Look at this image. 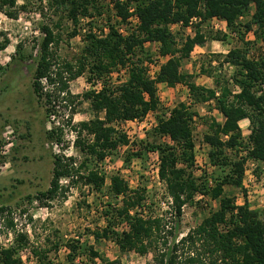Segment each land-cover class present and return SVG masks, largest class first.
Returning a JSON list of instances; mask_svg holds the SVG:
<instances>
[{"label":"trees","instance_id":"16d2710c","mask_svg":"<svg viewBox=\"0 0 264 264\" xmlns=\"http://www.w3.org/2000/svg\"><path fill=\"white\" fill-rule=\"evenodd\" d=\"M95 2L54 1L67 10L75 24L79 22V15L93 18L90 8H96ZM131 5L135 6L140 18L138 28L126 36L112 25L107 33L103 29L101 33L90 31L78 62L57 57L53 47L58 42L57 34L48 24L41 27L43 35L38 39L36 55L28 56L37 64L32 85L38 100L46 106L47 117L55 114L57 106L68 112L66 123L48 129L47 138L64 147V131L68 128L75 134L73 146L83 156L79 160L80 156L54 154L50 187L39 191L35 198L47 204L59 195L65 196L79 183L103 194L107 190L109 199L100 212L104 225L97 223L87 228L86 235L69 239L55 230L54 240L49 243L47 240L45 244L32 243L28 233L18 231L11 244L0 242V264H26L21 254L24 249L31 250L37 264H63L57 257L63 246L68 250L66 257L70 264L83 257L96 264L100 253L90 244L91 236L96 242L113 240L122 252L151 253L152 261L145 264H264V208H251L248 201L239 205L225 195L224 189L226 184L242 186L245 173L246 158L230 161L228 150L239 151L241 147L252 146L249 156L264 164V0H116L114 15L126 21ZM17 8L25 9L26 5L19 7L18 0H0V10L9 17H18ZM195 16L201 20L196 23L194 35L179 41L170 25L189 26ZM242 16H247V21H240ZM214 17L225 20L241 38L243 46L232 47L221 55L216 67L220 70L216 74L213 70H204L214 78V87H206L196 82V73L183 72L182 65L196 45H203L208 39H227L228 35L220 31L207 34L202 30L201 25L210 24ZM254 26L255 34L263 41L262 47L245 40L244 35ZM148 42H158L159 55L166 58L155 79L149 77L143 64L145 60L151 61L145 49ZM8 44V38L0 40V50ZM16 50L18 57L14 58L24 62L27 56L22 52L21 43ZM225 65L233 68L231 74L221 70ZM118 67H128V78L112 83L110 74ZM85 72L89 82L100 85L98 89L83 93L95 116L75 123L74 115L82 101L79 94L72 92L71 82ZM161 81L171 87L186 85L190 101L178 102L169 116L166 113L158 116L153 133L164 141L131 142L118 125L143 119L149 112L161 108L157 90ZM207 102H213L224 116L223 122L214 117L207 121L208 130L203 138L211 146L210 162L229 166V171L221 178L213 176V186H208V179L199 182V177L189 170L195 164V123L200 116L195 106ZM244 118L250 120L251 126L245 144L239 124ZM130 143L133 147L125 159L128 166L133 156L143 157L149 152L159 154V176L171 199L169 209H163L160 202L151 199L146 187L132 188L120 174L108 177L99 168L108 156ZM89 161H95V166L90 167ZM63 179L67 182L63 183ZM199 192L219 199V207L211 210L196 227L181 234L178 228L183 207ZM6 212L12 213L11 206L1 204L0 216L5 217ZM4 221L8 227L15 228L13 217H6ZM105 264L122 262L106 260Z\"/></svg>","mask_w":264,"mask_h":264},{"label":"rangeland","instance_id":"374dc122","mask_svg":"<svg viewBox=\"0 0 264 264\" xmlns=\"http://www.w3.org/2000/svg\"><path fill=\"white\" fill-rule=\"evenodd\" d=\"M54 1L18 0V6L26 5V8L19 10L17 8L19 11L17 18L9 17L0 10V40L9 39L8 46L0 50V66L2 67L0 68V205H9L12 210L10 215L6 212L5 217L0 216V242L3 245L11 244L18 231L28 233L32 243L45 244L47 240L48 243L54 240L55 230H59L64 239H69L78 237V235H86L87 228H93L97 223L104 225L100 212L103 204L109 199L106 196L108 195L107 190L103 194L89 185L79 183L71 187L65 196L59 195L54 200L47 201V204H42L35 198L39 191L50 187L54 154L80 156L79 160L83 158L73 146L75 134L68 128H65L64 131L66 140L64 147L47 138L46 131L48 129L66 123L68 112L65 108L57 106L55 114L47 117L46 106L38 100L34 93L32 84L37 64L34 59L28 56L36 55L38 39L43 35L41 27L43 24H48L54 28L58 38V42L53 46L57 57L75 63L79 61L84 52L85 37L90 31L99 33L107 25L116 28L118 24L114 15L115 7H111L110 0H96V8H90L93 18H79L78 24L68 17L64 7L58 6ZM79 17L82 16L79 15ZM247 19V16L240 17L242 22ZM211 26V23H206L201 25V28L207 34L220 31L211 28ZM170 28L177 39L182 41L185 36L194 35L197 24H194L191 29L182 27L180 24H171ZM255 28L254 26L251 31L246 32L245 40L254 43L256 47H262L263 41L255 34ZM224 34L226 33L224 32ZM228 37L226 46L217 42L213 43L208 39L204 52L199 48L193 50L191 57L183 60L182 71L196 73L195 80L199 84L207 85L209 83L208 74L204 70H213L215 74L220 70L216 67L223 55L221 51L237 45L243 46L241 38L236 32L234 35L231 29ZM20 43L22 52L27 56L24 62L14 58L17 55V45ZM158 47L156 43H147L145 49L146 52H149L151 61H156L161 65ZM151 61L145 60L144 66ZM127 68L114 69L110 74L111 82L119 83L127 79L129 74ZM221 70L228 75L232 73L233 68L225 65ZM45 86L48 87L46 84ZM99 87V84L89 82L87 72L71 82L72 92L79 94V99L82 101L74 115L75 123L95 116L90 102L84 98L83 93ZM157 90L159 98L170 96V101L174 103L190 100L187 88H182V85L178 90H168V84L161 81L157 84ZM166 98H163V102L160 98L161 108L158 111H152L156 113L157 118L160 114L167 113L170 108L164 103ZM195 109L201 115L195 123V139L198 150L197 156L195 154V164L189 170L199 177V182L208 179V186H213V176L221 178L229 171V166L213 165L209 158L211 147L204 148L202 145L203 135L208 130L207 121L209 122L211 116L213 117L211 114L213 111L210 110L209 105L203 104L195 106ZM150 118L152 117H148V119L144 117L145 120L141 124L122 122L118 127L131 142L144 140L156 143L164 141L165 139L158 138L153 133V129L149 126ZM244 130L246 133L249 132L246 128ZM250 134L243 136L244 144L247 143L245 139ZM132 147V143L121 146L112 156H108L101 162L99 168L106 172L108 177L114 173L120 174L129 181L132 188L139 185L146 187L151 199L160 202L163 209H169L168 205L171 199L167 196L166 184L156 176V168L158 163L160 164L159 154L149 152L143 157L133 156L128 166L125 159ZM228 153L230 161L241 159L238 151L228 150ZM246 162L247 158L245 164ZM89 166L94 167L95 161H89ZM253 173L257 178L255 181L253 179L248 182L252 190L250 193L247 188H244V184L242 186L226 184L224 186L225 195L232 197L239 205L248 201L251 208H264V185L262 182L264 164L262 161L259 160ZM244 180H248L246 171L243 182ZM62 181L63 183L67 182L66 179ZM28 195H31L32 198L28 199ZM200 195L202 193H197L194 199L183 207V215L178 228L181 234L196 227L209 215L211 210L219 207V199L214 200L208 194H204V197L201 198ZM9 216L13 217L16 223L14 229L8 227L4 221V218ZM89 240L90 244H93L100 253L96 264H105L106 260H120L122 264H145L152 261L151 253L140 255L135 251L122 252L111 239L96 242L91 236ZM67 251V248L63 246L57 255L63 264H70L66 257ZM21 254L26 264H37L30 249H24ZM75 264L92 263L87 261V257H83Z\"/></svg>","mask_w":264,"mask_h":264},{"label":"built area","instance_id":"2783aa9c","mask_svg":"<svg viewBox=\"0 0 264 264\" xmlns=\"http://www.w3.org/2000/svg\"><path fill=\"white\" fill-rule=\"evenodd\" d=\"M116 0H110L111 2V7L114 8V3H115ZM123 1V0H121ZM128 12L130 13V15L128 16L127 20L126 21H122L120 17L116 16L117 18V27L116 29L118 30L119 33H121L123 36H126V35H129L133 30L137 29L138 28V25L140 24V18H139V15L137 14L136 12V8L134 5H131L128 7ZM87 17V16H86ZM80 19H83L85 17H79ZM201 18L200 17H193L190 21V24L189 26H186L188 29L196 24L198 21H200ZM224 20L218 18V17H214L212 18L211 20V25L212 27L215 29V30H220L222 29L221 27V23L223 22ZM176 24H180V26H182V23H176ZM172 25H175V24H172ZM110 29V26H105L104 28V31L105 33H107ZM101 33V31L99 32ZM234 35H235V32H234ZM148 43H151V42H148ZM155 43V42H154ZM159 46V45H158ZM158 52H159V47H158ZM160 57V55H159ZM147 73L149 75V77L151 79H155L159 73V70H160V64L157 63L156 61H153V62H150L148 63L147 65ZM263 88H264V85H263ZM170 111L171 110H168V112L166 113V116H169L170 115ZM148 117H152L150 118V128L153 129L157 126V123H158V120H157V117H156V113L154 112H149L145 118L148 119ZM144 118L143 119H134V120H128L126 122H133V123H143L144 122ZM251 133V131H250ZM249 133V134H250ZM168 139V138H167ZM247 140V139H245ZM168 141H170V139H168ZM204 146V148H210V144H208L207 142H203L202 144ZM252 148V146H251ZM250 147L248 148H240V150L238 151L239 153V156L240 158H247V162L245 164V171H246V174L248 175V180H244L243 184H244V188H247L248 189V193H250L252 190L250 189L251 185L248 183V182H251L256 180V176L254 175L253 171L257 168V165L259 164V160L255 159V158H252L251 156H249V150L251 149ZM197 150H198V145L196 143V146H195V154L197 156ZM156 176L157 178L160 180V176H159V163H158V166L156 168ZM263 181V185H264V179H262ZM251 190V191H250ZM200 197H204V195H200ZM245 203V202H244Z\"/></svg>","mask_w":264,"mask_h":264},{"label":"crops","instance_id":"0c3cea01","mask_svg":"<svg viewBox=\"0 0 264 264\" xmlns=\"http://www.w3.org/2000/svg\"><path fill=\"white\" fill-rule=\"evenodd\" d=\"M210 23H211V21H210ZM221 27H222V29H220V31H222L223 33L225 32L227 35H230V28H229V26L227 25V22L224 20L222 23H221ZM211 28H213L212 26H211ZM228 36H227V39L226 40H211L213 43H215V42H217L218 44H222L223 46H226L225 45V43L226 42H228ZM207 42V41H206ZM205 42V43H206ZM151 43H154V42H151ZM157 45H159V43L158 42H155ZM228 45V44H227ZM237 46H241V45H237ZM206 47V44H203V45H196L195 46V48H194V50H196L197 48H199L202 52H204V48ZM230 49V48H229ZM229 49H227V50H222L221 52H223V55H225L227 52H228V50ZM215 52V51H214ZM222 55V56H223ZM191 57V56H190ZM160 58H161V63H163L165 60H166V58L165 57H162V56H160ZM203 77H205V76H203ZM200 78H201V76H200ZM207 80H208V84L207 85H204V86H206V87H214V78L213 77H210V76H207ZM197 82V81H196ZM198 83V82H197ZM199 84V83H198ZM213 84V85H212ZM180 85H182V88H187V92H188V99H190V94H189V89H188V87L186 86V85H183V84H178V85H176L175 87H171V86H168V90L169 89H173V90H178L179 88H180ZM201 85H203V84H201ZM165 93V92H164ZM161 98V100H162V102H163V98H166V97H164V96H161L160 97ZM171 100V98H170V96L168 97V98H166V101L164 100V103L166 104V106H169L168 108H169V110H171L177 103H174V102H172V101H170ZM183 101H185V100H183ZM190 101V100H189ZM202 105V104H201ZM203 105H209V108H210V110L211 111H213V113H211L212 115H213V117L214 118H216L217 119V121H219V122H223V120H224V116H223V114L217 109V108H215V105H214V103L213 102H207V103H204ZM216 112H218V113H216ZM201 116V115H200ZM212 117V116H211ZM239 124H240V127H241V129H242V133H243V136H245L246 134H249L250 133V131H251V126H250V120L248 119V118H244V119H242V120H240V122H239ZM247 129L249 132L248 133H246L245 132V130L244 129ZM225 138H227L228 136L227 135H225L224 136Z\"/></svg>","mask_w":264,"mask_h":264}]
</instances>
